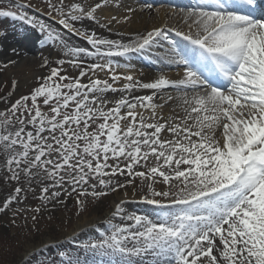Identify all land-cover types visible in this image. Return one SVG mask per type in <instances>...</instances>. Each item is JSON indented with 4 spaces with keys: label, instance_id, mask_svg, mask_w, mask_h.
<instances>
[{
    "label": "snow or ice",
    "instance_id": "obj_1",
    "mask_svg": "<svg viewBox=\"0 0 264 264\" xmlns=\"http://www.w3.org/2000/svg\"><path fill=\"white\" fill-rule=\"evenodd\" d=\"M44 2L47 15L55 13L58 23L91 49L70 45L39 16L29 15L30 4L15 0L7 10L0 8V17L24 21L43 34L44 43H58L70 57L59 65L80 68L72 78L61 74L62 67H51L28 95L0 110V157L7 180L17 183L0 212L22 201L21 181L29 188L38 185L44 204L59 203L62 194H75L81 207L87 197L109 192L123 191L125 199L114 205L100 239L82 242L75 253L58 250L55 257L46 252L60 242L43 244L24 264H53V259L59 264H264L260 0H196L173 10L176 26L154 27L129 43L76 27L84 21L100 24L97 10L110 0ZM122 19L129 21L130 15ZM113 22L121 20L113 16L100 26ZM153 49H162L163 58L182 69L176 78L161 73L145 82L131 72L118 73L120 65L111 59ZM88 57L106 59L85 66ZM97 70L107 78L83 82ZM139 90L150 94L133 95ZM166 91L179 95H161ZM109 92L120 98L108 100ZM169 102L172 114L164 116L158 109ZM127 188L133 200L139 197L156 211L125 214ZM117 217L124 223H113Z\"/></svg>",
    "mask_w": 264,
    "mask_h": 264
},
{
    "label": "rangeland",
    "instance_id": "obj_2",
    "mask_svg": "<svg viewBox=\"0 0 264 264\" xmlns=\"http://www.w3.org/2000/svg\"><path fill=\"white\" fill-rule=\"evenodd\" d=\"M111 1V0H110ZM89 4H94L99 2V0H90L87 1ZM141 2L145 3L144 9L141 11L146 14V18L149 20L154 14V12L158 9L159 6L162 5L161 2L157 0H142ZM15 0H0V8L7 10L11 5H14ZM21 3L32 5L31 9H28L29 15H37L40 19L44 20L47 24L55 27L61 32L68 34L71 38L78 42H86V40L80 36L75 35L72 32H69L67 29H64L62 25L58 23L59 17L56 16L55 13L52 14L51 17L47 15L49 9L44 0H21ZM148 5H152V8H148ZM169 7H173L174 9L179 10L180 6L168 5ZM134 10L138 13L137 8L134 7ZM99 10H97L98 14ZM100 20V24H106L107 21L104 18H98ZM166 19L168 22H176L177 18L173 15H167ZM96 24V23H95ZM107 30L113 31L114 28L110 27V24H107L105 27ZM120 32V31H119ZM28 37V38H27ZM37 37V39H36ZM17 39L24 40V38L36 39V44H43V34H41L37 29L28 25L24 21H20L18 19L8 18V17H0V50L2 42L5 39ZM47 44V55L41 59L38 65L35 67L36 72H38L37 76L32 81V85L27 89L23 90L21 96L28 95L31 90L38 86L42 81L37 80V77H45L50 74L51 67H62V75H67L72 78L79 76L80 68L73 67L70 63H65L63 66L59 65L57 62L61 59L68 61L70 57L65 55L64 52H61L57 49L56 43H44ZM9 48L6 47V50ZM11 49V48H10ZM9 49V50H10ZM2 54L0 51V102H3L4 108L9 107L10 105L6 103L7 99H10L13 94V81L7 70L3 66L4 59L2 58ZM136 54V53H133ZM140 56H138L139 59ZM44 59L49 60V65H44ZM104 62L103 58H95L91 63H102ZM121 73H125V70H121ZM131 72L137 78L148 82L151 81L148 78L150 76H156L160 73L155 69L149 68L148 66L140 65L139 68ZM95 76L96 78L106 79L107 74L105 72L96 71L95 73L89 72L88 75L82 78L83 82H87L89 77ZM122 83V82H121ZM145 93V90H139L137 93ZM148 95V94H147ZM18 97V98H19ZM17 98V99H18ZM107 99L110 101H114L117 98L115 96H107ZM109 107L112 104L108 105ZM2 109V110H3ZM47 111V108L44 109ZM145 115H149L148 112H145ZM2 159L0 158V161ZM6 171L3 166L0 165V205H2L3 201L13 193L14 188L17 186L15 181H9L6 179ZM124 182V178L121 181ZM139 183V181H137ZM21 186L24 188L22 192V201L14 202L8 210L4 212H0V264H24V258L29 255L26 253L25 247L33 242H29L26 239L32 235H34L38 229L41 231H47L50 229H58L60 231V236L58 238H51L53 243L59 241L58 248L48 249L46 254L52 257H55L56 251L58 250H70L72 252H76L79 250V245L82 242L91 240V239H100V233L105 232L108 228L107 222L101 229H97L94 234L84 235L82 237L72 238V230L75 227L76 223L83 217L89 216L92 213L93 206L100 202L101 200L108 199V195L101 197L99 199H93L92 197L86 198V203L83 207L77 204L76 195L72 194L71 196H66L62 194L59 198L60 202L58 203L56 200H52L49 203H42L40 199V187L36 184L31 185V188L23 181H21ZM126 191L132 192L131 188H127ZM40 207V212L37 213L32 211ZM125 214L129 213H147L152 214L156 211L155 207L152 205H148L143 202H128L124 205ZM112 211L111 204L106 207L102 213L97 215V218H101L100 221L103 222L104 214L109 211ZM110 211V212H111ZM110 212L108 214H110ZM36 216V220L33 221L32 217ZM69 222L70 226L67 228L62 227V223ZM113 223L121 224L124 223L119 217L113 219ZM45 238H50L46 233L42 234ZM69 238H72L69 240ZM80 255L83 256L84 253L81 251ZM53 264H59L58 259H53Z\"/></svg>",
    "mask_w": 264,
    "mask_h": 264
},
{
    "label": "bare ground",
    "instance_id": "obj_3",
    "mask_svg": "<svg viewBox=\"0 0 264 264\" xmlns=\"http://www.w3.org/2000/svg\"><path fill=\"white\" fill-rule=\"evenodd\" d=\"M87 1L90 0H83V2L88 3ZM142 0H111L107 5L99 9V12L97 15V18L100 17L104 18L105 21L111 19V17L115 16L117 19L121 20V23H111L110 27H113L114 30H107L105 27H101L100 24H95V22H89L84 21L83 24L80 22L76 23L77 28H83L87 27L88 31H94L97 36L103 37L106 39L111 40H121L124 43H129L130 41L134 40L136 36L143 35L147 31H150L154 27H160L162 25H166L169 27L176 26V22H168V19H166L167 15H172L173 7H169L168 5H178V6H185L188 7L190 5L189 2L183 1V0H157L162 3L161 6L158 7V9L152 14L153 17H151L149 20L146 18V14L142 12L141 10L144 9L145 3L141 2ZM54 3H57L58 0H53ZM73 2H81V0H64V3L66 5H70ZM193 2V1H192ZM195 3V2H193ZM89 4V3H88ZM134 7L137 8L138 13L134 10ZM128 9H132L133 11L129 14ZM126 15H130L129 21H123V17ZM56 31L60 32L61 35L68 40L70 45L72 46H78V47H84L91 49V45L88 44V42H78L71 38L68 34L61 32V30L53 27ZM120 31V32H119ZM173 39H176L172 34H170ZM28 38V37H27ZM24 38V40L20 41L17 39H5L2 42L1 45V53L2 58L4 59L3 65L8 64L9 60H14L16 63L14 64H8L5 69L7 70V73L11 77L12 81H16V87L13 90L12 97L10 99H7L6 103L11 104L15 102V100L21 95L23 90L27 89L32 85V81L37 76L38 72H36L35 67L38 65L39 61L43 59L47 55L48 47L47 44H36V39H32L29 41V39ZM177 40V39H176ZM57 49L61 52L65 53V50L58 44ZM6 47L9 49L16 48L18 54H13L11 49L6 50ZM142 55V59H139L138 56ZM97 57H88L84 60V65H90L91 62L94 61V59ZM101 58V57H99ZM106 58H103L105 60ZM114 62V64L120 65L117 67V72L121 73L120 71L123 69L126 71V73H129L128 71L136 70L137 68L142 66H148L149 68L155 69L160 74L164 73L169 75H174L178 72H180L182 69L177 68L175 65L169 64L162 55V49H153L144 53H136L131 54L128 56H114L111 58ZM125 65H130V67H125ZM172 69V70H171ZM156 76H150L148 79L152 80L156 78ZM171 77V76H169ZM176 78V77H175ZM145 93H137L138 91L134 92L133 95H147L150 94V90H145ZM168 94H171L173 96H178L179 94L175 91L171 92H164L161 95L167 96ZM115 96L117 99L120 98V93H111L109 92L107 96ZM156 103H161L160 99L156 100ZM4 108L3 102H0V110ZM172 108L173 103L169 102L164 105L162 109H158L159 112H162L164 116H169L172 114ZM165 138L168 137V134H164ZM2 160L0 161V165L3 166V158L0 157ZM6 179V178H4ZM120 182L123 180V177H119ZM125 199L124 192L118 191L116 193H111L108 196V199L101 200L97 204L93 206L92 213L89 216H83L78 223H76L75 227L72 230V238L75 237H82L85 234H94L97 229L103 228L105 225V222H107L108 219L111 218V212L114 210V205L118 203L120 200ZM129 202L132 201H138L139 197H137L135 200L131 197V192H129L128 197ZM111 204L112 211L110 214L107 212L104 214L103 222L100 221L101 218H97V215L102 213V211L108 207ZM70 226L69 222L62 223L63 228H67ZM46 233L48 237L45 238L42 234ZM60 236V231L58 229H50L47 231H41L40 229L37 230V232L28 237L26 240L29 242H33L32 244H29L25 247L26 253H31L34 248L39 249L43 244H52L53 240L51 238H58ZM71 238V239H72ZM69 239V240H71Z\"/></svg>",
    "mask_w": 264,
    "mask_h": 264
}]
</instances>
